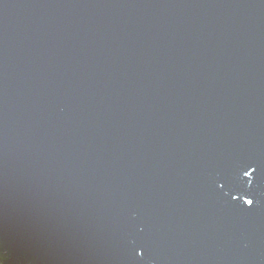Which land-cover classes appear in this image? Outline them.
Instances as JSON below:
<instances>
[{
	"label": "water",
	"instance_id": "water-1",
	"mask_svg": "<svg viewBox=\"0 0 264 264\" xmlns=\"http://www.w3.org/2000/svg\"><path fill=\"white\" fill-rule=\"evenodd\" d=\"M0 264H264V0H0Z\"/></svg>",
	"mask_w": 264,
	"mask_h": 264
},
{
	"label": "snow or ice",
	"instance_id": "snow-or-ice-1",
	"mask_svg": "<svg viewBox=\"0 0 264 264\" xmlns=\"http://www.w3.org/2000/svg\"><path fill=\"white\" fill-rule=\"evenodd\" d=\"M255 171H256V168H255V167H252L251 170H250V171H246V172L244 173V175L247 176V177H249V178H251L252 175H253V172H255ZM234 199H235V200H239L240 197H239V196H236V197H234ZM243 203H244L245 205H247L249 208H251V207L253 206V203H254V202H253L252 199H244Z\"/></svg>",
	"mask_w": 264,
	"mask_h": 264
}]
</instances>
